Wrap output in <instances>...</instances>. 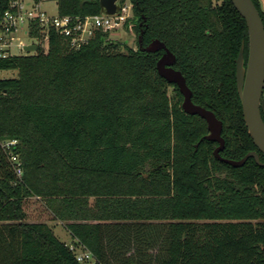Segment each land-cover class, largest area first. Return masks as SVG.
I'll list each match as a JSON object with an SVG mask.
<instances>
[{
    "label": "trees",
    "instance_id": "obj_1",
    "mask_svg": "<svg viewBox=\"0 0 264 264\" xmlns=\"http://www.w3.org/2000/svg\"><path fill=\"white\" fill-rule=\"evenodd\" d=\"M129 1L143 44L163 41L192 101L222 121L220 155L258 151L236 90L247 28L233 3ZM57 10L96 14L99 2L57 0ZM108 34L95 30L72 48L51 29L45 48L0 61L15 71L0 78V264H84L48 223L25 220L29 197L64 222L89 264H264V167L217 159L206 121L186 113L177 85L158 74L162 50ZM11 139L20 177L1 146Z\"/></svg>",
    "mask_w": 264,
    "mask_h": 264
},
{
    "label": "water",
    "instance_id": "obj_2",
    "mask_svg": "<svg viewBox=\"0 0 264 264\" xmlns=\"http://www.w3.org/2000/svg\"><path fill=\"white\" fill-rule=\"evenodd\" d=\"M239 14L244 18L247 28V49L244 56V42H241L235 59V81L239 97L241 112L248 134L257 150L264 157V121L261 111L264 110V24L259 11L252 0H230ZM99 13L103 15H116L121 8L120 0H98ZM141 41V36H139ZM26 52L36 49L35 44L24 46ZM146 52L163 50L156 62V69L160 76L168 82L175 83L181 92L183 99L182 109L188 114H198L206 121L208 132L203 138L217 142L213 149V155L232 166L243 165L250 157L264 167V161L256 150H250L239 159L226 158L220 155L225 146V140L221 135L222 121L215 113L191 99V89L186 84L185 77L180 70L175 69V55L157 38L152 39L143 47ZM197 145V144H196Z\"/></svg>",
    "mask_w": 264,
    "mask_h": 264
},
{
    "label": "built area",
    "instance_id": "obj_3",
    "mask_svg": "<svg viewBox=\"0 0 264 264\" xmlns=\"http://www.w3.org/2000/svg\"><path fill=\"white\" fill-rule=\"evenodd\" d=\"M52 3L56 7L55 12L49 10V4ZM130 15V5L125 2L116 15H103L99 12L71 15L58 12L57 0H7L6 7L0 13V61L24 54L22 51H25L24 46L27 44H35L36 49L38 46L45 48L51 29L64 36L70 47L78 48L91 38L95 30L105 32L122 27ZM33 30L37 33H33ZM21 35L29 36L34 41L22 42ZM3 71L5 70L0 68V78L3 77ZM15 143V139L5 140L1 142V146L8 151L15 174L20 177L22 169L18 156L9 150V146ZM76 258L89 264L92 256L84 250L82 254L76 253Z\"/></svg>",
    "mask_w": 264,
    "mask_h": 264
},
{
    "label": "rangeland",
    "instance_id": "obj_4",
    "mask_svg": "<svg viewBox=\"0 0 264 264\" xmlns=\"http://www.w3.org/2000/svg\"><path fill=\"white\" fill-rule=\"evenodd\" d=\"M123 2L130 5L128 0H124ZM55 5L49 4V10L51 12H55ZM108 38L113 40H118L120 42H125L128 44V46L132 48H136V40H135V32L131 29L125 28V27H117L115 29H112L109 31ZM21 41L25 43H29L34 41V39L30 38L29 36L21 35ZM35 50L26 52L22 51V53H29L33 54ZM15 74V71L7 70L3 71L2 75L4 76H13ZM172 93V87L168 86V94ZM264 96V93H263ZM24 210L26 212L25 220L27 221H45L48 223L51 228L53 229L54 233L58 238L61 240H65L66 244H68L75 253L82 254L84 253V250L82 249L81 245L77 244V241H73L69 237L68 230L66 229L64 222L60 219H54L51 212L48 210V208L44 205L43 201L40 199H37V197H29L24 202Z\"/></svg>",
    "mask_w": 264,
    "mask_h": 264
},
{
    "label": "flooded vegetation",
    "instance_id": "obj_5",
    "mask_svg": "<svg viewBox=\"0 0 264 264\" xmlns=\"http://www.w3.org/2000/svg\"><path fill=\"white\" fill-rule=\"evenodd\" d=\"M128 1H129V0H128ZM123 3H124V2H123ZM129 3H130V11H131V15H130V17L127 19V21L124 23L123 27L128 28V29H131V30H133V31L135 32L136 45H137V47H139L141 50H143V47L146 46V45L149 44V43H147V44H143L142 36H143L144 31H143L142 29H138L137 32L134 30V26L138 23V21H136V19H134L132 4H131L130 1H129ZM141 24H142V22H139V25H141ZM139 36H141V41L139 40ZM137 47H136V48H137ZM143 51H145V50H143ZM162 53H163V50H162ZM162 53H161V54H162ZM161 54H160V56H161ZM160 56H159V57H160Z\"/></svg>",
    "mask_w": 264,
    "mask_h": 264
},
{
    "label": "crops",
    "instance_id": "obj_6",
    "mask_svg": "<svg viewBox=\"0 0 264 264\" xmlns=\"http://www.w3.org/2000/svg\"><path fill=\"white\" fill-rule=\"evenodd\" d=\"M260 1V3H261V7H262V9L264 10V0H259ZM68 233H69V237H70V239H72L73 241H76V239H74L73 237H72V235L70 234V232L68 231ZM63 241L65 242V240L63 239Z\"/></svg>",
    "mask_w": 264,
    "mask_h": 264
}]
</instances>
